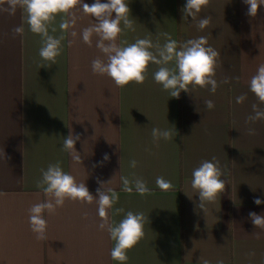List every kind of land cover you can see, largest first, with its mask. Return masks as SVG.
<instances>
[{
  "label": "crops",
  "instance_id": "obj_1",
  "mask_svg": "<svg viewBox=\"0 0 264 264\" xmlns=\"http://www.w3.org/2000/svg\"><path fill=\"white\" fill-rule=\"evenodd\" d=\"M126 2L135 31L123 32L118 43L150 37L163 44L164 32L178 42L205 36L221 54L217 81L239 80L221 84L215 94L196 88L170 98L153 80L157 66L150 64L142 85L118 88L91 70V61L102 56L95 37L89 47L79 38L69 46L72 38L66 36L57 63L49 66L38 54L40 37L27 24L22 37H13L12 29L23 22L22 10L0 12V264H117L110 256L114 242L98 229L95 203L66 200L55 214L45 213L48 239L35 238L28 210L45 199L36 181L41 169L57 161L94 196L98 180H111L105 188L118 192L114 208L124 209L115 216L109 210L111 219L119 222L128 211L148 216L145 236L128 252L127 264H199L200 258L211 264L218 259L264 264V230L249 218V212L264 215V203H254L256 198L264 201V120L246 123L252 104L264 108L249 90L251 77L264 64V5L253 18L246 15L243 0H211L198 18L211 16L212 22L201 31L191 17L182 20L186 0ZM76 15L78 33L94 23L79 10ZM58 22L59 17L57 32L50 34L60 35ZM240 95L247 98L238 104ZM209 99L215 104L212 110L204 104ZM154 127L175 128L177 136L154 144ZM250 127L256 135L248 134ZM70 130L80 135L75 148L81 164L62 150ZM105 154L108 161H103ZM212 157L226 167V185L204 213L190 182L193 169ZM133 159L138 162L134 169L129 166ZM133 174L146 181L151 195L121 190L120 177ZM161 176L174 190L163 192L156 186Z\"/></svg>",
  "mask_w": 264,
  "mask_h": 264
},
{
  "label": "clouds",
  "instance_id": "obj_2",
  "mask_svg": "<svg viewBox=\"0 0 264 264\" xmlns=\"http://www.w3.org/2000/svg\"><path fill=\"white\" fill-rule=\"evenodd\" d=\"M210 2L211 0H186L180 9L182 20L188 22V17H191L198 30L206 29L210 26L212 17L198 18V16ZM243 2L248 5L246 15L253 18L257 16L260 6L264 5V0H243ZM4 4L7 7H0V12L14 15L18 8L23 12L22 24L12 29L13 37H22L25 33L23 25L27 24L28 31L40 37L41 47L38 54L49 66L57 63V58L63 51L62 41L66 36L72 38L68 41L69 46L79 38L89 47L93 46L95 37V47L102 56H97L91 61V70L94 74L109 77L118 88H124L130 83L142 85L147 79L150 64L157 66L152 74L153 80L168 93L170 98L178 99L182 91L191 94L196 88L208 89L215 94L221 84H228L231 79L239 80V77H225L217 81L216 70L220 67L221 54L208 45L205 36L178 42L169 33L164 32L160 34L164 37L163 44L159 42V38L153 42L150 37L137 38L133 43L127 41L118 43V38L123 32L135 31L136 20L131 16V9L126 0H107V2L94 0L91 5L84 0H0V5ZM77 10L85 16L94 18V23L84 27L79 33L75 30L79 19L76 15ZM57 17H59V36L50 34L57 32ZM249 90L255 95L259 104H264V64L259 65L256 73L251 77ZM246 98V95H240L236 97V103H243ZM204 104L208 110L215 108L214 102L210 99L205 100ZM252 113L247 117L246 123L254 124L264 120V108H260L257 103L252 104ZM248 134L256 135L255 128L250 127ZM151 135L153 143L158 144L160 140H172L174 135L177 136V132L175 128L154 127ZM78 140L80 135H73L70 130L69 135L63 140L62 150L68 152L75 163L81 164L80 153L75 148ZM109 159L108 154H105L103 161ZM137 164L135 159L129 162V166L133 169ZM225 175L226 167H222L216 157L203 160L193 169L191 188L198 193L199 208L204 213L207 211L206 205L215 203L224 192L226 182L222 177ZM120 181L121 190L125 193L132 194L135 191L142 197L152 194L146 181L134 174L132 178L121 176ZM97 182L100 187L97 188L94 196L84 182L78 183L73 175L65 172L59 161L49 164L46 169H41V178L36 181V187L43 192L45 199L29 208L30 229L38 241H46L48 222L45 213L55 214L58 208L64 206L66 200L88 205L95 203L101 221L98 229L106 231L114 242L110 251L111 259L117 264H127L128 252L145 236L144 227L146 223L149 224L148 216L143 212L128 211L119 222L111 219L109 210L114 209L113 216L124 212L123 208H114L120 199L119 194L112 188H105L111 180L106 183L100 180ZM156 186L163 192L172 191L175 187L170 180L162 176L156 178ZM254 203L260 205L264 201L256 198ZM249 218L256 228L264 230V215L249 212ZM255 235L259 238V233ZM250 255L254 256L255 253ZM199 264H211V262L200 258ZM216 264H225V262L223 259H218Z\"/></svg>",
  "mask_w": 264,
  "mask_h": 264
}]
</instances>
